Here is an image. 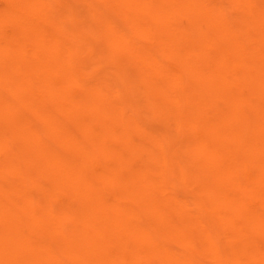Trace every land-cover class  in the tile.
<instances>
[{
	"label": "bare ground",
	"instance_id": "1",
	"mask_svg": "<svg viewBox=\"0 0 264 264\" xmlns=\"http://www.w3.org/2000/svg\"><path fill=\"white\" fill-rule=\"evenodd\" d=\"M0 264H264V0H0Z\"/></svg>",
	"mask_w": 264,
	"mask_h": 264
}]
</instances>
